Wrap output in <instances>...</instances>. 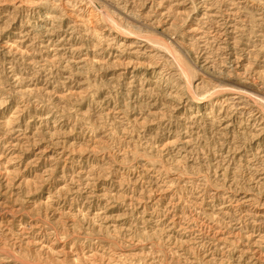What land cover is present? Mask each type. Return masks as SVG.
<instances>
[{
    "label": "rangeland",
    "instance_id": "obj_1",
    "mask_svg": "<svg viewBox=\"0 0 264 264\" xmlns=\"http://www.w3.org/2000/svg\"><path fill=\"white\" fill-rule=\"evenodd\" d=\"M0 264H264V0H0Z\"/></svg>",
    "mask_w": 264,
    "mask_h": 264
},
{
    "label": "bare ground",
    "instance_id": "obj_2",
    "mask_svg": "<svg viewBox=\"0 0 264 264\" xmlns=\"http://www.w3.org/2000/svg\"><path fill=\"white\" fill-rule=\"evenodd\" d=\"M124 36H125V37H128L129 35L125 34Z\"/></svg>",
    "mask_w": 264,
    "mask_h": 264
}]
</instances>
